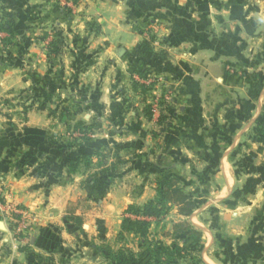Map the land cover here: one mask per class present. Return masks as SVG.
I'll return each instance as SVG.
<instances>
[{
    "label": "rangeland",
    "instance_id": "1",
    "mask_svg": "<svg viewBox=\"0 0 264 264\" xmlns=\"http://www.w3.org/2000/svg\"><path fill=\"white\" fill-rule=\"evenodd\" d=\"M251 1L260 5L239 2ZM137 4L124 20L92 0H42L40 17L14 21L13 35L0 29V249L21 252L15 264H114L110 251L145 254L159 240L188 247L172 264H228L222 234L194 247L173 225L201 230L199 213L210 227L228 223L217 207L224 175L243 185L245 170L264 173L262 34L243 58L212 60L226 51L181 44L179 17ZM11 20L0 12V26ZM124 21L139 37L132 46L118 44ZM169 176L197 209L167 207L146 236H120L128 207L155 199ZM20 180L39 203L19 201Z\"/></svg>",
    "mask_w": 264,
    "mask_h": 264
},
{
    "label": "crops",
    "instance_id": "2",
    "mask_svg": "<svg viewBox=\"0 0 264 264\" xmlns=\"http://www.w3.org/2000/svg\"><path fill=\"white\" fill-rule=\"evenodd\" d=\"M92 1L101 10H109L115 6L119 12L118 17L124 20H126L125 17L138 13V9L140 10L138 1H147L151 6L150 10H164L167 15L180 18L181 44L184 42L200 49L213 51L221 48L226 51L212 54V60L243 58L247 55V49L250 48L248 40L252 42L257 34H262L261 41H264V0H258L260 5H252V1L248 4L240 3V0H223V3L219 1V4L225 7L221 14H217L212 9V5L208 6L205 0ZM216 3L214 2L215 5ZM125 4H127V10L123 9ZM41 5L42 0H0V12L10 16L12 23L18 19L21 24L31 20V14L39 16L42 13V8L45 9ZM124 22L125 24L117 23L116 31L121 33L123 39L118 44L127 46V41L132 39L130 42L132 46L138 42L139 37L135 34L129 35L128 32L132 28L128 25L130 21ZM231 49L236 51L229 52L228 50ZM249 159L253 161L251 156ZM226 161L225 159L221 160L223 167H226ZM244 173L245 183L243 185H237L236 181L231 184L230 178L226 179L227 176L224 175L223 184L217 188L219 193H223L218 200L217 207L220 212L221 210L228 211V223L222 221V224L214 225L216 227L214 229V226L210 227L203 223L205 221L202 220L201 213H199L197 217H200L199 221L204 226L200 224L202 226L198 227L205 234V236L202 235L205 248L212 247V245L214 247L216 237L218 236V239L222 240V234V238L226 240L227 244L220 242L219 245L223 248L222 251H227L228 264H264V173L257 168H250ZM233 178L236 179L234 176ZM15 185L16 195L23 205L31 207L39 203L40 199L36 198V193L25 188L28 185L27 182L20 180ZM54 190L57 192H55L57 197V194L60 193L56 189ZM54 190L51 189L50 194L54 193ZM61 199L53 200L54 206L59 207ZM2 236L3 233L0 232V244L9 241L7 236L4 237V240ZM22 256L21 252L13 250L10 243L8 249L3 251L0 249V264H15L14 257L21 259Z\"/></svg>",
    "mask_w": 264,
    "mask_h": 264
},
{
    "label": "trees",
    "instance_id": "3",
    "mask_svg": "<svg viewBox=\"0 0 264 264\" xmlns=\"http://www.w3.org/2000/svg\"><path fill=\"white\" fill-rule=\"evenodd\" d=\"M11 27L12 21H7L4 26H0V29L13 35L15 31L11 30ZM72 170V172L75 171L74 169ZM170 206H175L178 213L183 217L190 216L196 208L192 197L182 190L178 184V179L173 176H169L164 181L158 182L155 199L148 201L142 206L130 205L128 207V210L135 216L123 219L119 235L121 236L124 232H130L146 236L149 233L148 219L159 218L165 214V209ZM173 228L185 233V241L193 238L194 247L199 246L202 241L201 230L190 222L180 221L174 224ZM187 250L188 247H182L177 244L170 246L159 240L153 245L150 244L145 254H137L129 249H118L110 251L109 256L113 259L114 264H172L176 257H184V251L187 252ZM187 253L189 254V252ZM196 262H201V258L196 259Z\"/></svg>",
    "mask_w": 264,
    "mask_h": 264
}]
</instances>
